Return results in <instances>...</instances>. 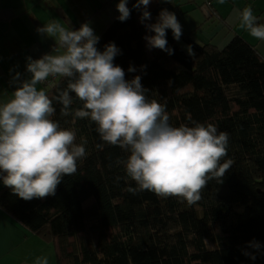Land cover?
Segmentation results:
<instances>
[{
  "label": "trees",
  "instance_id": "obj_1",
  "mask_svg": "<svg viewBox=\"0 0 264 264\" xmlns=\"http://www.w3.org/2000/svg\"><path fill=\"white\" fill-rule=\"evenodd\" d=\"M135 3L128 0L129 19L119 21L118 13L97 35V48L117 45L121 54L114 63L128 80L141 76L150 98L166 102L173 126L213 123L229 134L233 164L223 183L210 181L192 205L149 190L129 191L136 188L123 163L129 153L103 142L89 119L62 116L54 99L53 119L75 128L77 143L87 140V156L54 196L25 201L1 181L0 209L50 244L58 264H264V59L239 36L218 49L188 36L176 41L168 30L174 53L149 50L144 36L154 33L140 22ZM161 10L160 0H152L145 23H155ZM130 66L136 71L128 72ZM68 83L60 76L46 93L58 96ZM72 96V109L81 107ZM253 240L262 245L259 251L248 246Z\"/></svg>",
  "mask_w": 264,
  "mask_h": 264
},
{
  "label": "clouds",
  "instance_id": "obj_2",
  "mask_svg": "<svg viewBox=\"0 0 264 264\" xmlns=\"http://www.w3.org/2000/svg\"><path fill=\"white\" fill-rule=\"evenodd\" d=\"M151 2L136 0L133 5L142 11L140 22L154 33L144 36L146 47L172 55L166 30L171 29L173 38L179 41L182 25L166 8L155 23L146 24L152 18L148 11ZM127 4L128 0H119L116 6L121 22L130 18ZM241 20V27L264 41V23L259 22L251 6L243 9ZM65 23L67 27L52 20L37 29L40 35L53 38L55 46L38 59L27 58L26 70L31 78L21 79L17 72L12 78L13 98L0 105V181L15 195L30 201L54 196L64 176L77 172L78 161L87 156V140L81 137L77 143V130L63 128L53 119L55 99L62 105V116L72 115L73 122L89 119L103 142L129 153L123 163L127 177L136 184L129 191L149 190L160 197L183 198L192 205L202 199L210 181L223 183L233 164L228 157L229 134L213 123L192 121L191 125L173 126L166 102L150 98L141 76L128 80L125 70L114 63L121 54L114 42L101 51L97 48L100 37L90 21L79 29H73L70 20ZM187 51L194 55L191 45ZM127 71L135 72L136 68L130 66ZM56 75L69 80L58 96L50 97L45 90L37 89L38 84ZM72 93L82 102L74 110ZM248 246L256 251L262 247L255 240ZM244 254L256 259L255 253ZM36 264H49L48 258H37Z\"/></svg>",
  "mask_w": 264,
  "mask_h": 264
},
{
  "label": "crops",
  "instance_id": "obj_3",
  "mask_svg": "<svg viewBox=\"0 0 264 264\" xmlns=\"http://www.w3.org/2000/svg\"><path fill=\"white\" fill-rule=\"evenodd\" d=\"M201 1L192 0L197 5L195 9L188 6V0H177L178 5L175 0L168 3L160 0V3L162 9L176 14L182 25V36L218 49H223L234 36H239L254 46L264 59V41L251 36L247 29L241 27L242 10L250 0L243 4L235 1L225 13L210 6L215 17L200 7ZM255 1V5L250 6L254 15L260 17V23H264V0ZM118 3L119 0H0V105L13 98L15 85L12 78L17 72L21 74V79L31 78L26 70L27 58L38 59L50 53L55 46L53 38L37 32L39 27L52 20L67 27L65 21L70 20L71 27L79 29L82 23L90 21V26L98 35L119 13ZM195 29L200 31L196 38L193 36ZM168 32L173 38L171 29ZM59 77L49 76L37 85V89L47 92ZM45 256L49 264H58L50 244L40 240L0 209V264H36L37 258Z\"/></svg>",
  "mask_w": 264,
  "mask_h": 264
},
{
  "label": "rangeland",
  "instance_id": "obj_4",
  "mask_svg": "<svg viewBox=\"0 0 264 264\" xmlns=\"http://www.w3.org/2000/svg\"><path fill=\"white\" fill-rule=\"evenodd\" d=\"M235 1H237V0H224V2L221 3L220 0H203V2L201 1V3H200L201 4L200 7L201 8L203 7L204 9H206L209 14L212 11V9L210 8V6L213 7V8H217L221 13H225V11L227 10V8H230V6L232 4H234ZM239 1H241V4H243L244 2L246 3V0H239ZM188 2H189L188 6H191L192 9H195L197 7V5L194 2H192V0H188ZM255 2H256L255 0H250V3H248L244 7H248L251 4L255 5ZM196 3H198V2H196ZM175 4L178 5L177 4V0H175ZM198 32L200 33V31L197 30V29H195L193 31V36H195L194 38H196V35L198 34Z\"/></svg>",
  "mask_w": 264,
  "mask_h": 264
}]
</instances>
